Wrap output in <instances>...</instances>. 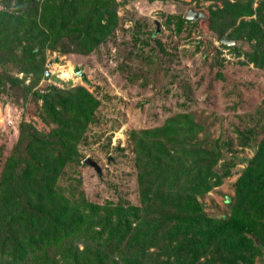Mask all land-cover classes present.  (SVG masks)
<instances>
[{
	"label": "rangeland",
	"instance_id": "obj_1",
	"mask_svg": "<svg viewBox=\"0 0 264 264\" xmlns=\"http://www.w3.org/2000/svg\"><path fill=\"white\" fill-rule=\"evenodd\" d=\"M46 158L69 199L137 210L147 264H264L209 224L264 243V0H0V181Z\"/></svg>",
	"mask_w": 264,
	"mask_h": 264
},
{
	"label": "trees",
	"instance_id": "obj_2",
	"mask_svg": "<svg viewBox=\"0 0 264 264\" xmlns=\"http://www.w3.org/2000/svg\"><path fill=\"white\" fill-rule=\"evenodd\" d=\"M244 15L251 13L247 10ZM37 52L36 48L31 50L35 55ZM60 93L53 89L43 96L55 114V99ZM32 136L44 150L55 143L36 134ZM39 163V167L45 168L41 180L40 174L30 175L24 171L23 175L31 179V183L21 185L22 174L13 170L0 181V264H147L148 232L138 233L143 235L139 237L132 231V219L138 216L136 209L128 216L122 207L103 211L100 204L86 199L73 201L56 186L58 162L46 158ZM240 221L242 225L230 223L229 231L224 217L211 218L209 224L216 223V236L226 243L229 239L224 236L229 238L237 233L252 241L239 237L243 244L246 240L253 246L260 242L259 246L264 249V243L250 226L245 225L243 219ZM156 227L160 229L162 225L156 224ZM173 234L177 236L179 230H174Z\"/></svg>",
	"mask_w": 264,
	"mask_h": 264
},
{
	"label": "water",
	"instance_id": "obj_3",
	"mask_svg": "<svg viewBox=\"0 0 264 264\" xmlns=\"http://www.w3.org/2000/svg\"><path fill=\"white\" fill-rule=\"evenodd\" d=\"M205 18L206 15L205 13L201 12V11H196L194 9H190L188 12H187V15H186V18L188 20H197V19H200V18ZM222 44H225L229 47H241L243 45V42L239 41V40H235V39H231L230 37H224L222 40H221ZM59 60L56 59V62H58ZM51 64V62L49 63ZM76 72L78 73V75L84 77V74L78 70H76ZM44 78L46 80H51L53 82H55L56 84H62L64 85L65 87H67V83L64 79H62L60 76L52 73V71L50 70L49 67H47L46 71H45V75H44ZM70 80V79H69ZM69 84L72 85L73 84V81L72 79L69 81ZM92 165L98 170V171H101L100 170V167L96 164V163H92ZM217 217H220V216H217Z\"/></svg>",
	"mask_w": 264,
	"mask_h": 264
},
{
	"label": "bare ground",
	"instance_id": "obj_4",
	"mask_svg": "<svg viewBox=\"0 0 264 264\" xmlns=\"http://www.w3.org/2000/svg\"><path fill=\"white\" fill-rule=\"evenodd\" d=\"M70 73H71L70 71H67V72L65 73V75L68 76V75H70ZM60 77H61V76H60ZM61 78H62V77H61ZM68 78H69L70 80L72 79L71 76H69ZM62 79H63V78H62Z\"/></svg>",
	"mask_w": 264,
	"mask_h": 264
}]
</instances>
